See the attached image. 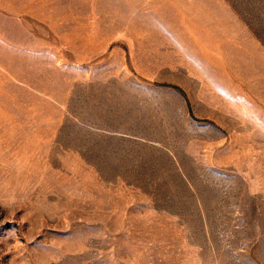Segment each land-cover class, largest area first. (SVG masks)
<instances>
[{"label":"rangeland","instance_id":"obj_1","mask_svg":"<svg viewBox=\"0 0 264 264\" xmlns=\"http://www.w3.org/2000/svg\"><path fill=\"white\" fill-rule=\"evenodd\" d=\"M0 264H264V0H0Z\"/></svg>","mask_w":264,"mask_h":264}]
</instances>
